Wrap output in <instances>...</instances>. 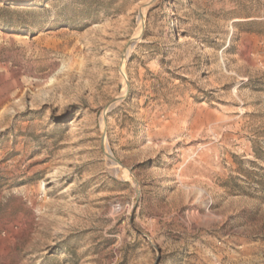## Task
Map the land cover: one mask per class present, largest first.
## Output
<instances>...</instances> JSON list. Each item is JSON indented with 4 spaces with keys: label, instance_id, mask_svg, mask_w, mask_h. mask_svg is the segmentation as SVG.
Wrapping results in <instances>:
<instances>
[{
    "label": "rangeland",
    "instance_id": "374dc122",
    "mask_svg": "<svg viewBox=\"0 0 264 264\" xmlns=\"http://www.w3.org/2000/svg\"><path fill=\"white\" fill-rule=\"evenodd\" d=\"M0 0V264H264V0Z\"/></svg>",
    "mask_w": 264,
    "mask_h": 264
},
{
    "label": "trees",
    "instance_id": "16d2710c",
    "mask_svg": "<svg viewBox=\"0 0 264 264\" xmlns=\"http://www.w3.org/2000/svg\"><path fill=\"white\" fill-rule=\"evenodd\" d=\"M20 1V0H19ZM25 1V0H21ZM18 2V3H21ZM78 3L82 4L83 6L81 12H80V17H90L93 13L97 11L99 3L96 0H78Z\"/></svg>",
    "mask_w": 264,
    "mask_h": 264
},
{
    "label": "bare ground",
    "instance_id": "6f19581e",
    "mask_svg": "<svg viewBox=\"0 0 264 264\" xmlns=\"http://www.w3.org/2000/svg\"><path fill=\"white\" fill-rule=\"evenodd\" d=\"M21 1V0H20ZM19 0H15L14 2H20Z\"/></svg>",
    "mask_w": 264,
    "mask_h": 264
}]
</instances>
